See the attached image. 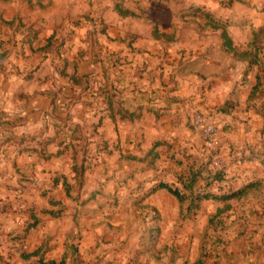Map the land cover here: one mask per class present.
<instances>
[{
	"label": "rangeland",
	"instance_id": "obj_1",
	"mask_svg": "<svg viewBox=\"0 0 264 264\" xmlns=\"http://www.w3.org/2000/svg\"><path fill=\"white\" fill-rule=\"evenodd\" d=\"M248 2L261 6L263 0ZM192 9L201 12L191 15ZM210 12L215 20L230 22L239 49L250 47L254 29L249 18L254 12L245 5L233 9L228 0H0L2 46L9 48L16 35H27L28 28L38 35L40 29L45 35L50 32L51 44L45 50L51 61L48 72L53 79H65L68 94L61 103L63 113L54 115L59 126L46 137L51 142L39 155H51L45 160L50 161L51 176L47 180L35 177L27 188L19 184L15 191L4 193L0 205L6 207L0 219L10 218L24 229L27 221L34 223L40 215L32 212L33 204L47 201L43 192L52 196L48 179L61 172L67 175H61V192L54 194L59 205L52 198L49 201L55 210L49 214L54 219L50 221L56 222L48 233L57 243L67 234L65 264H253L256 260L264 264V40L256 65L239 63L218 50L219 37L204 25V14ZM13 13L20 27L17 22L6 25ZM149 40L164 44L159 55L151 54L156 48L152 45L145 52L138 47ZM185 54L225 66L238 85L232 89L236 100H244L257 85L253 98H247L241 112L233 110L228 121L218 122L208 110L194 111L174 136L156 146L155 142L144 146L136 141L110 145L101 122L91 119L109 101L123 117L121 101L106 99L111 84L107 78L120 86V68L130 57L151 55L166 61L183 59ZM73 58L81 61L80 68L71 63ZM72 67L83 74L77 83L71 78L79 75L66 73ZM220 72L215 68L207 74L218 76ZM79 103L86 107L71 118L69 113ZM195 115L216 126L215 148L206 145L202 132L193 125ZM125 116L134 119L137 114ZM37 147L25 143L21 148L32 152ZM198 171L191 192L183 189L190 174ZM162 183L178 190L184 200L178 202L166 190L154 198ZM249 184L253 187L240 198L196 199L204 194H232ZM123 185L125 189L120 190ZM138 186L145 188L133 192ZM56 213H62V218ZM21 236H0V264H40L37 258L23 257L31 253L28 248L38 243L39 236L37 241L34 236Z\"/></svg>",
	"mask_w": 264,
	"mask_h": 264
},
{
	"label": "crops",
	"instance_id": "obj_2",
	"mask_svg": "<svg viewBox=\"0 0 264 264\" xmlns=\"http://www.w3.org/2000/svg\"><path fill=\"white\" fill-rule=\"evenodd\" d=\"M249 4L248 0H233L229 3L233 9L239 5L250 6L254 15L249 18L251 20L249 23L253 25L252 29L256 33L264 27V0L261 6ZM210 15L215 19L212 12ZM14 16H16L14 13L11 14L10 19ZM4 18L9 19V17ZM223 24L232 45L239 49L240 46L234 42L232 37L230 22L224 21ZM209 31L219 37L221 44L218 50L227 55L223 48L220 31L211 29ZM0 35H2L1 29ZM50 35V32L45 35L44 30L40 29L33 45L27 42H18L22 41L24 37L16 35L14 37L16 41L12 43L13 49L10 54L5 60L0 61V203L4 193L15 191L14 188L20 187L19 184L27 188L32 185L33 181H36L35 177L47 180L45 177L51 176L49 173L50 161L45 162L33 151L21 148L25 143L37 146L38 141L46 139L52 134L53 130L59 126L54 115L59 116L63 113L61 103L68 95L67 87L63 86L66 85L65 79L60 77L57 80L53 79L49 73L51 61L44 46ZM147 45L156 47L151 52L155 55H159V49L164 46V44L152 43L149 40L146 44L145 42L139 43L138 47L145 52L148 49ZM247 46L243 45V47ZM4 49L6 48L0 43V52ZM150 56L128 58L120 68L122 69V72H119L120 76L118 75L120 86L107 78V82H111V84H108L109 92L106 99L114 98L121 101L123 117L114 112V102L109 101L105 109H97L102 113L97 111V116L92 115L91 119L96 123L101 122V126L106 130V139L110 145L116 141L122 145L134 141L142 142L144 146L151 145L153 142L166 141L176 134L175 130L183 127L186 118L190 117L194 111L208 110L207 113L218 122L228 121L230 118L227 116H232L239 110V112L242 111L241 106L245 105L250 90L244 100H236L235 95H232V89L234 87L236 89L238 86L236 79L232 80V77L227 75L226 68L221 63L213 60L206 61L202 56L186 57V54L183 59L170 58L166 61L162 57ZM59 57H61V52H59ZM73 62V65L78 64L80 68L81 61L78 62L73 58L71 63ZM239 63L244 62L240 61ZM174 65L179 66L178 69L172 68ZM215 68H219L221 71L218 76L207 74ZM66 73L69 76L75 74L79 75V78H83V74L78 73L77 68L67 69ZM116 94H120L121 98L119 95L118 98ZM84 103L87 102L84 101ZM224 106L229 109H225ZM83 107L86 106H82V103L77 104L69 113L71 118H75V114ZM155 112L159 113L158 117L155 116ZM81 113L86 117L85 112ZM125 113L129 116L135 113L137 117L129 119ZM116 128L118 134H116ZM131 129H134L133 133ZM61 175L66 176L67 174L53 173V180L48 179L52 183L49 189L54 190L52 196L55 191L56 193L61 192L62 185L59 183ZM23 180L30 182H20ZM144 188L138 186L134 191L132 188L129 191L137 193ZM121 189H125V186L123 185ZM163 193L164 190H159L154 198L162 196ZM45 194H47L45 197L47 201L40 200L32 206V212L40 215L34 223L27 221L24 224L26 226L24 229L18 228L10 218L0 219V236L6 235L13 239L27 234V238L34 236L36 241L39 236L38 243L32 248H28L27 252H35L45 246L47 248L45 261L59 262L66 252L67 234L64 233L62 240L58 239L57 243L53 235L48 233L56 222L50 221L54 219L49 214H53L55 210L49 206L51 204L49 201L52 198L57 201L54 205H59V203L55 195L49 196L48 191L43 192V195ZM62 205H64L63 202ZM4 207L6 206L0 205L2 216ZM62 208L66 209V206ZM61 214H58V219L62 218L63 214ZM5 216L7 217L6 214ZM60 241L62 243L59 244ZM10 247L8 249H11ZM31 258L34 257L29 259ZM255 262L253 264H257Z\"/></svg>",
	"mask_w": 264,
	"mask_h": 264
},
{
	"label": "trees",
	"instance_id": "obj_3",
	"mask_svg": "<svg viewBox=\"0 0 264 264\" xmlns=\"http://www.w3.org/2000/svg\"><path fill=\"white\" fill-rule=\"evenodd\" d=\"M233 1V0H228V4ZM239 1V0H237ZM192 13L191 15H195L198 12H201V9H192L191 10ZM204 18L207 20L204 25L208 26L211 30L214 31H220V35H221V39H222V43H223V48L225 50L226 53L231 54V56L241 62H245L246 65H256L258 63V54L261 50L260 47V42L262 40H264V27L262 29H259L256 33L253 34L252 37V42L250 44V47H248L247 50H239L237 48H235L232 45V41L229 38V36L226 33L225 30V25L222 22H219L215 19H213L208 13L204 14ZM13 22H17V26H21L22 24H20V21H17V18H12L11 21L9 22H5L6 25H12ZM28 33L27 35L24 36L23 40H26L27 43H30L31 40L36 39V36L38 35L37 31H31V29L28 28ZM51 44V37H49L46 40V44L44 46V48L46 49V47H48ZM71 80L73 82H79L80 80H82L81 78L75 77V78H71ZM256 86L254 85L252 87V90L250 92V94L248 95V100L253 98V94L256 90ZM264 114V113H263ZM264 117V115H263ZM264 119V118H263ZM264 127V124H263ZM264 129V128H263ZM51 142V140L49 139H43L37 142V147L36 150H32L33 153H35L40 159L42 160H48L51 155H47V156H39L42 155L44 153V146L49 144ZM159 145L158 143L155 144ZM43 151V152H42ZM131 160H135V157H130ZM138 161H140V159H137ZM200 172H195V173H191L190 174V178L187 179L189 181L188 184H184V188L183 189H188L191 192V188L193 187V185L196 182L197 177H199ZM253 187V184H249L247 185L245 188L234 192L232 194H227V195H222V196H216V195H211V194H204L203 196H196V199L199 200H213V201H227V200H231L234 198H240L241 196L245 195L247 193V191H249V189H251ZM66 189L68 190V186H66ZM156 190H166L168 193H170L172 196H174L178 202H182L184 200V196L183 194H180V192L176 189H172L171 187L167 186L166 184H159L156 188ZM47 251V248L45 246L40 247L38 250H36L35 252H31L30 254L24 255L23 257L25 259H29L30 257H34L38 259V262L40 264H65L66 262V256L65 254L63 255V257L60 259L59 262H55L52 260L49 261H45L44 260V255Z\"/></svg>",
	"mask_w": 264,
	"mask_h": 264
},
{
	"label": "built area",
	"instance_id": "obj_4",
	"mask_svg": "<svg viewBox=\"0 0 264 264\" xmlns=\"http://www.w3.org/2000/svg\"><path fill=\"white\" fill-rule=\"evenodd\" d=\"M193 125L200 129L202 132L203 138L206 141V145L209 148H215L218 145L217 139V128L211 123H207L204 118L199 115L193 117Z\"/></svg>",
	"mask_w": 264,
	"mask_h": 264
},
{
	"label": "water",
	"instance_id": "obj_5",
	"mask_svg": "<svg viewBox=\"0 0 264 264\" xmlns=\"http://www.w3.org/2000/svg\"><path fill=\"white\" fill-rule=\"evenodd\" d=\"M12 49H13V44L9 48L2 50L0 52V61L5 60L8 57V55L10 54Z\"/></svg>",
	"mask_w": 264,
	"mask_h": 264
}]
</instances>
